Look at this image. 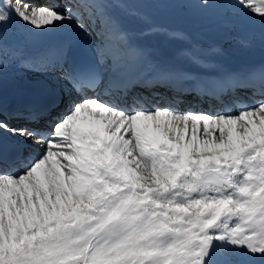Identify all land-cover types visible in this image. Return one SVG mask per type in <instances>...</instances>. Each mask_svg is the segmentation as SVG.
Masks as SVG:
<instances>
[{
  "label": "snow or ice",
  "instance_id": "snow-or-ice-1",
  "mask_svg": "<svg viewBox=\"0 0 264 264\" xmlns=\"http://www.w3.org/2000/svg\"><path fill=\"white\" fill-rule=\"evenodd\" d=\"M113 8L146 42H132ZM193 8L264 37V0H0V264H264V66L227 73L226 88L198 80L188 33L143 11ZM85 16L121 42L98 43L90 63L64 45L32 54L9 33L19 22L91 36ZM129 52L153 69L137 84L110 75ZM13 71L51 78L9 110ZM137 87L164 92L149 107ZM209 89L224 110L174 106Z\"/></svg>",
  "mask_w": 264,
  "mask_h": 264
},
{
  "label": "bare ground",
  "instance_id": "bare-ground-1",
  "mask_svg": "<svg viewBox=\"0 0 264 264\" xmlns=\"http://www.w3.org/2000/svg\"><path fill=\"white\" fill-rule=\"evenodd\" d=\"M34 32V33H36V34H38V36H40V37H42V38H45V37H43V33H40V32H35V31H33V30H31V29H29V28H25L24 27V29H23V35H25L27 32ZM9 33H10V36L12 37V38H14V39H16V40H18L20 43H21V41H20V39H19V37H20V31L18 30V28L16 27V25L15 24H12L11 26H10V28H9ZM49 33V32H48ZM234 36H232V37H228V38H226V39H224L223 41H222V43L223 44H228V45H231V44H233L232 43V41L234 40ZM191 48V47H190ZM35 50H40V49H35ZM250 56L252 57V56H254L255 57V53H252V54H250ZM245 58H247L246 56L244 57V59ZM11 76H13V77H17L18 75H17V73L15 72V71H13L12 73H10V78H11ZM12 77V78H13ZM27 78V77H26ZM27 79H30V78H27ZM9 85H13V86H15L16 87V91H12L11 93L12 94H17L21 89H23V88H29V89H32L31 87H27V86H25V87H22L19 83H12V82H10V84Z\"/></svg>",
  "mask_w": 264,
  "mask_h": 264
},
{
  "label": "rangeland",
  "instance_id": "rangeland-1",
  "mask_svg": "<svg viewBox=\"0 0 264 264\" xmlns=\"http://www.w3.org/2000/svg\"><path fill=\"white\" fill-rule=\"evenodd\" d=\"M192 10H194V9H190V10H188V12H186V13H184V14H182V16H184L185 14H187L186 15V18H188V17H190V15H192ZM191 13V14H190ZM74 29V27H72V26H66V27H64V29H62V30H65V29ZM61 29H57L56 31H54V32H56V34L57 33H60L59 31L61 30ZM22 33V32H21ZM17 77H13V76H11V78H10V80H11V82L12 83H19L18 82V80L19 81H22L24 78L22 77V74L21 73H17ZM19 75H20V78H19ZM13 77V78H12ZM25 77H27V78H30V80H29V82H33V81H35V79L34 78H39L40 77V75H37V74H33V73H25ZM18 79V80H17ZM10 80H9V82H10Z\"/></svg>",
  "mask_w": 264,
  "mask_h": 264
}]
</instances>
